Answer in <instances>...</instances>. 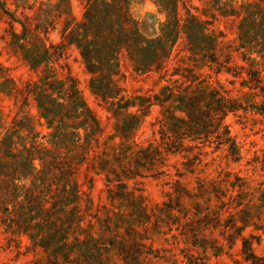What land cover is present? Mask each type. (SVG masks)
Masks as SVG:
<instances>
[{
    "label": "rangeland",
    "instance_id": "obj_1",
    "mask_svg": "<svg viewBox=\"0 0 264 264\" xmlns=\"http://www.w3.org/2000/svg\"><path fill=\"white\" fill-rule=\"evenodd\" d=\"M89 1L0 0V144L8 129L13 127L15 121L20 120L21 124L29 123L33 126L32 133L39 132V142L49 144L48 137L42 138V135L49 132V128L40 116L34 95L27 92L29 84L39 81L48 69L45 64L37 69L32 68L25 54H34L41 48H50V53H54L55 49L51 45L68 43L67 35L77 30L79 23L84 21ZM122 3L129 14L131 25L138 23L143 36L152 38L160 35V22L165 20L166 14L157 0H122ZM176 3L181 16L180 24H183L189 15H194L202 26L208 28L207 32L214 29L219 59L222 60L227 53H232L233 64L249 66V62L242 58L247 50L237 51L240 43L238 27L249 11L255 10L257 6L264 7V0H176ZM238 13L240 17L236 16ZM111 14V11L107 10L105 15L100 17V23L103 24V18L109 20ZM111 21L112 31L103 32L101 41L96 42H99V49L103 52L102 57L108 71L118 72L113 75L116 79L114 82L121 87L118 96L104 102L93 92L90 81L94 74L80 55L77 43L67 45V53L62 59H55L53 55L49 65L55 69V76L60 78L67 72V68L62 69L61 65L67 64L70 67V73L77 79L84 99L88 106L94 109L103 127L99 145L93 143L94 150L90 151V159L79 168L77 180L82 185L81 191L88 193L93 202L90 209L92 216H88L87 221L93 222L92 230L96 237L106 239L101 240L106 242L107 248L102 251L101 258L107 264H123L117 247L110 242L120 241L122 237L128 238L126 232L132 222L138 229L143 226L135 219L136 215H133L127 201H114L108 197L107 171L102 168H105L107 159V168L114 166L115 170L120 169L115 157L122 140L116 130L119 124L123 123L126 113L136 112L141 115L130 137L132 150L136 151L150 143L160 145L162 113L172 102L168 101L161 106L155 98L162 96L160 93L167 81L177 85L185 80L180 74H188L185 69L187 67L194 68L197 74H202L201 79H205L203 85L221 88L244 104L264 100V93L241 84V80L247 76L246 72L240 76H234L233 71L227 72L225 69L217 72V65L205 62L201 58V51H196L197 56L193 55L184 34L175 40L172 53L165 62L168 74L164 80L160 79L161 73L156 72L155 68L152 71L137 72L135 64L129 58L130 48L127 46L139 49L138 45H135L136 40H131V36H127L128 33L116 30L115 22ZM202 40L204 44L207 41L206 38ZM121 46L123 48L120 50ZM56 48L58 50L59 47ZM252 59L260 61V56L252 54ZM240 70L242 69H238ZM176 72L179 74H175ZM113 89L115 92V86ZM122 97L124 100H121ZM148 97H151L154 103L148 108L147 114L142 115L141 111H138L139 102ZM134 100L137 105L129 106L127 110L122 108ZM225 122L229 125L230 134L237 144V160L230 157L227 145L216 149L215 144L200 143L204 154L200 155L195 163L189 159L200 151L199 148L188 152L167 151L164 153L165 164L162 173L153 175L144 171V176L138 177L139 187L149 206L147 211L152 212L153 209L156 212L155 216H151L150 227L146 231L149 236L146 243L151 244L157 252L144 257V264H187L180 252L183 247H188L195 254L206 255L211 264H249L240 253V236L232 247L224 238L227 233L234 232L232 223L237 227L242 226L241 233L252 241L255 253L264 256V117L254 113L251 108L247 113L241 109L236 113L227 114ZM19 133L25 137L28 132L20 130ZM26 139L31 141V134ZM18 145L21 147L20 142ZM5 159L8 158L0 149V160ZM37 162L39 163V160ZM5 167L0 165L1 179H9L12 176L11 171L5 170L9 167ZM109 176L114 177V174L110 173ZM26 180L30 182L31 177L17 179L20 183ZM176 181L183 190L191 194L181 197L183 207H177V195L174 191ZM129 182L133 186V180ZM0 185H3V182H0ZM209 196L211 202L208 212L211 216L214 212H220L222 217L221 222L217 223L218 227L211 226L210 229L201 227L200 224L205 222L194 214L196 202L199 201L203 206L202 210L207 211ZM171 202L175 209H166L165 203ZM186 212L188 214L185 216ZM107 214L112 217L110 222L106 219ZM119 214H123L121 216L125 217V220L119 221ZM2 218L3 213L0 210V264H53L52 248L45 250L31 246L32 240L29 236L12 232ZM158 218L159 225L156 224ZM194 229L201 232V238H217L224 244L223 250L215 255V251L209 247L205 252L201 246L194 247L191 242L194 239L191 234ZM202 242L211 244L209 239ZM95 258L98 259L97 256L93 259Z\"/></svg>",
    "mask_w": 264,
    "mask_h": 264
},
{
    "label": "trees",
    "instance_id": "obj_2",
    "mask_svg": "<svg viewBox=\"0 0 264 264\" xmlns=\"http://www.w3.org/2000/svg\"><path fill=\"white\" fill-rule=\"evenodd\" d=\"M157 2L166 14L165 20L160 22L159 36L147 38L143 36L142 28L138 23L131 25L122 0H90L84 21L79 23L77 30L67 35L68 43L59 46L51 45L55 49L54 53H50V48H41L34 54H25L32 68L37 69L45 64L48 69L39 81L29 84L27 92L34 95L40 116L49 128V132L42 135V138L48 137L49 144L39 142L37 140L39 132L32 133L33 126L29 123L21 124V120L15 121L13 127L8 129L0 144L1 151L8 159L0 160V165L8 166L9 168L5 170L11 171L12 176L9 179L0 177V182H3V185H0V210L3 213L2 220L9 230L29 236L33 247H42L45 250L52 248L53 264H107L101 258L102 251L107 249L106 242H101L102 237L95 236L92 230L93 222L87 221L88 216H92L90 212L93 205L92 198L88 193L81 191L82 185L77 180L79 168L90 159V151L94 150L93 143L99 145L103 127L94 109L88 106L84 99L77 79L70 73V67L67 64L61 65L62 69L67 68V72L62 78L55 76V69L49 65L53 55L55 59H62L67 53V45L77 43L80 55L94 74L90 81L93 92L104 102L118 96L121 87L114 82L116 79L113 76L118 72L108 71L102 57L103 52L99 49V42H96L101 41L103 32L112 31L111 20H113L116 30L120 33L126 32L127 36H131V40H136L135 45H138L139 49H131L130 45L127 46L130 48L128 49L129 58L135 64L137 72L152 71L155 68L156 72L161 73L160 79L164 80L168 74L165 62L172 53L175 40L184 34L193 55L197 56L196 51H201L203 53L201 58L209 64L217 65V72L225 69L227 72L233 71L234 76H240L246 72L247 76L241 80V84L250 86L252 89H259L264 93L263 6H257L255 10L249 11L238 27L240 43L237 51L246 49L247 52L242 58L249 62V66L244 67L232 63V53H227L222 60L219 59L214 29L207 32L208 28L202 26L194 15H189L185 22L180 24L181 16L177 10L176 0H157ZM233 9L235 12L234 6ZM107 10L111 11V18H108L109 20L103 18V24H101L100 17L105 15ZM236 16L241 15L238 13ZM203 38L207 39L205 44ZM56 47H59L58 50ZM121 48L123 47L121 46L120 50ZM252 54L260 56V61L252 59ZM185 69L188 74H180L185 80L177 85L167 81L160 93L162 96L158 95L155 98L161 106L168 101L172 102L162 113L163 123L159 131L160 145L150 143L133 151L130 137L141 115L136 112H127L123 123L119 124L116 130L122 140L115 157L120 169L115 170L114 166L107 168L109 162L107 159L105 168H102L107 171L108 197L114 201H127L133 215H136L135 219L143 226L142 229H138L132 222L126 232L128 238L122 237L120 241L110 242L117 247L123 264H144V257L157 252L151 244L146 243L149 238L146 231L150 227L151 216H155L156 212L153 209H151L152 212L147 211L149 206L139 187L138 177H143L144 171H149L153 175L162 173V167L165 164L164 153L167 151L188 152L199 148L200 151L189 159L195 163L199 156L204 154L200 143L215 144L216 149L227 145L228 154L233 160H237L239 158L237 144L230 134L229 125L225 122L227 114L236 113L241 109L247 113L251 108L254 113L264 117V100L244 104L221 88L203 85L205 79H201L202 74L195 73L194 68ZM238 69L242 70L238 71ZM114 86L115 92H113ZM123 98L121 100H124ZM153 103L151 97L140 100L138 111L146 115ZM133 105H137L136 100L126 103L122 108L127 110ZM20 130L28 132L25 137L21 136ZM30 134L31 141L26 139ZM19 142L21 147L18 145ZM29 143H31L30 146ZM110 173H113L114 177L109 176ZM28 177H31L30 182L17 181V179ZM129 180H133V186ZM183 189L176 181L174 191L177 195V207H183L181 203L183 195L191 196L187 190ZM210 202L209 196L207 211L202 210L200 201L196 202L194 212L195 215L200 216V220L205 222L200 226L209 229L211 226L218 227L217 223H220L222 219L220 212L210 215L208 212ZM165 205L166 209H175L172 202ZM187 214L188 212L185 216ZM121 215L123 214H119L118 220H125V217ZM159 218L156 219L158 225ZM106 219L110 222L111 215L107 214ZM231 221L233 222V218ZM231 228L234 232L224 236L229 246L232 247L236 238L240 236V253L244 260L249 264H264V256L256 254L252 241L242 235V226L237 227L235 223H232ZM200 233L197 229L191 232L194 238L191 242L194 247L201 246L204 252L209 247L215 251V255L223 250L224 244L217 238H201ZM208 239L211 244L202 242ZM180 252L187 264H211L206 255L195 254L188 247L181 248ZM96 256L98 259H93ZM174 259L177 260V258Z\"/></svg>",
    "mask_w": 264,
    "mask_h": 264
}]
</instances>
